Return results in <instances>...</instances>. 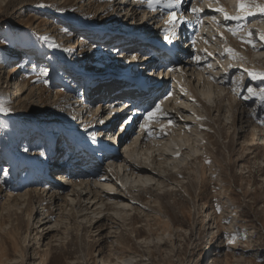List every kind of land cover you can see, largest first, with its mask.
Listing matches in <instances>:
<instances>
[{
  "label": "rangeland",
  "instance_id": "rangeland-1",
  "mask_svg": "<svg viewBox=\"0 0 264 264\" xmlns=\"http://www.w3.org/2000/svg\"><path fill=\"white\" fill-rule=\"evenodd\" d=\"M114 1L122 2L0 0V264H209L212 260L214 264H264V141L255 136L258 127L264 125V0H198L200 5L190 15L197 18L194 24L208 14L222 16L218 22L207 24L213 29L212 36L201 29L205 41L201 49L207 59H215L213 70H219V76L214 73L213 81L222 76H227V81L220 83V79L209 86L208 82L196 85L194 80L197 89L185 85L192 93L195 119L187 124L189 130L186 124L180 127L183 112L169 113L171 117L164 120L172 121L163 125L166 138L182 134L184 139L170 156L162 154L154 143H146L147 148L137 142L131 158L135 164L152 170L140 171L152 177L151 181L137 182L135 175L123 177L122 171H113L115 191L127 198L128 206L108 204L96 208L83 201L88 190L78 186L74 188V203L59 211L43 193L52 185L50 182L45 187L46 168L53 170L54 164L75 151L71 140L80 129L87 130L88 135L91 126L98 125L97 100L107 107L106 102L115 95L113 91L123 88L113 81L116 87L107 84L111 81L108 72L116 68L112 57L117 55L103 48H115L113 45L122 40L119 35L135 39L152 34L146 33L149 29L144 26L148 18L142 21L137 17L130 23L120 12V4L117 12L101 20L103 13L99 12L110 11ZM162 1L151 0L154 7ZM176 1L166 0V5L177 9ZM192 4L193 0L189 7ZM201 4L211 11H200L197 7L202 8ZM179 14L165 20L168 32L182 22ZM153 21L149 25L155 29ZM36 24L57 31L45 41L58 51L52 61L46 60V50L36 51L43 44L34 29ZM132 26L137 29L135 35ZM110 33L118 36L110 37ZM80 36L93 44L95 63L86 54L80 58L76 45ZM144 41L135 49L146 46L151 52L154 47L146 44V38ZM15 48L27 49L28 62L34 65L32 74L41 85L37 93L24 100L13 81L11 88L6 84L7 66L16 60L11 56ZM163 65L161 62L157 67ZM80 66L85 73L103 75L105 84L100 92L106 93H98L91 103L88 99L97 85L82 75ZM62 71H68L69 77H60ZM136 71L133 67L127 75ZM58 89L63 91L60 96L54 94ZM156 94H162V89ZM150 96L148 102L153 103L159 97L149 94L145 101ZM88 115L93 116L91 121L82 125L80 117ZM4 125L13 133H8ZM113 125L116 130L122 124L117 121ZM134 133H129L127 141L135 137ZM85 138L79 143L85 146L90 140L103 148L101 162H89L88 151L79 148L74 173L70 175L64 167L66 180L67 175L73 177L80 170L96 168V164L103 171L107 166V152L112 150L108 139L100 144ZM116 145L117 159L123 161L127 156L125 146ZM8 163L11 172L6 170ZM47 210L54 213L59 224L50 232L47 228L52 221L40 227Z\"/></svg>",
  "mask_w": 264,
  "mask_h": 264
},
{
  "label": "bare ground",
  "instance_id": "bare-ground-1",
  "mask_svg": "<svg viewBox=\"0 0 264 264\" xmlns=\"http://www.w3.org/2000/svg\"><path fill=\"white\" fill-rule=\"evenodd\" d=\"M191 1L192 0H177L176 2L178 3V8L174 9L172 6L166 5V0H163L162 4L158 7H154L151 0H131V2L129 0H122L121 3L119 1H114L111 6L112 9L110 11L101 10L99 12L103 13L100 17L101 20H105L106 18H108V16L111 15L110 13L117 12V4H120L118 5V7L120 8V12H123L122 14L124 18L129 19L131 21L130 23L134 22L137 17H140L142 21L148 18L145 21L144 26H148L147 28L149 29L148 31H146V33L152 34L149 36H139V38L135 39L129 38L131 40L119 35L122 40L113 45L115 46V48H103L104 51L110 50V53L117 55L115 58L112 57L115 61L114 66L116 65V68L112 72L110 71L111 73L108 72V76L111 81H113L115 84H118V86H123V88H116L115 90L113 89L115 86L112 88L115 95L111 96L112 100L106 102V104H109L107 107L103 105L101 100H97L98 107L95 109V111L99 123L98 125H95L96 123H94V125L91 126L93 130L88 135L85 132L87 130H83L81 132L80 129L78 136L71 140V148L73 149L75 147L76 152H69L68 156L62 158L61 162L59 161L58 164H54L53 170L48 171V167L46 168L45 187H48V184L52 182V188L50 187L49 190L45 188L43 193H45L46 196L49 197L50 202L52 201L59 211L62 210V208H66L69 203H74V201L76 200V197H74V195L77 193H75L74 190L78 186H83L84 189L88 190L85 196H83V201H89L88 203H91V206L96 207L97 205H99V207H102L103 205L108 204H119L122 207L128 206V202L125 201L127 200V198H124L123 196L119 195L120 193H117L115 191L114 183H112L114 180L112 175L113 171H116L117 173L122 171L121 175H123V177H128L129 174L132 176L135 175V177L137 178V182L144 181L143 183H145L147 181H151L152 177L144 176L140 173V171L147 170L148 172H152V170L148 166L137 165L132 160V156L135 153L134 148H136L137 142L142 143L146 147L148 142L152 143V145L154 143V145L158 146V149L161 150L162 154H169L170 156V153L172 154V152L174 153V151H176L175 146L180 147L184 144V139L182 134H179L178 137L174 136L166 138L162 134L163 125L165 123H167L166 125H168V122L172 121L165 122L164 120L168 117H171L169 116V113L172 114L183 112V114L185 115H183V119L180 121V123L182 122L180 127L183 124H186L184 125V127L189 130L191 129V126L187 124L191 123L195 119L196 108L194 103L190 101L192 99V93L184 88L186 87L185 85H187L188 83V86L191 85L192 89H197L196 85H198V83L203 84L204 82H208V85L210 86L211 83H218V80L220 79V83H225L227 81V76H222L220 79H216L215 81H213L214 73L216 74V76H219V70H213V67L216 64L214 61L215 59H207V56L202 53L201 49L202 42L204 41V37H201L202 30L205 32V35H207L208 33L212 36L213 29H211V25L207 24H212L215 21L218 22V19L222 16H219V14H208L204 19L194 24V22L197 21V18L193 16L194 19H192V16L190 17V15L194 11V8H196L197 5H200V1L193 0L192 6L189 7ZM205 3L207 2L205 1L204 4ZM204 4H201V6H203ZM184 7L186 9H184ZM187 8L189 9V11H187ZM197 8H200V11H203L204 8L206 11H211L206 6ZM177 13H180L179 15L182 22L177 26L176 30L168 32L167 22L165 20L167 18H172L174 15H177ZM152 20H154L153 23H156L154 25L155 29H152L153 25H149L151 24ZM139 25L142 29V23H140ZM33 26L43 42L42 46L38 47L36 51L41 53L46 50L48 52L46 60L52 61V59H54L53 56L57 55L58 51L51 46L49 47L45 41H47L49 35L52 37L54 36L53 33L57 31L54 30L52 26L46 28L41 27V25L39 24ZM195 26L197 27L196 29L194 28ZM130 30L132 31H130L132 34L137 33V29H135V26H132ZM112 36H118V34L111 35L110 37ZM145 38L146 40H148V43L146 44L153 46L154 49L151 52H148L149 48L145 46L143 49L139 48L140 51H142V53H140L138 51L139 49H135V46H142L141 43L143 44L145 42ZM77 43L78 44L76 45L78 46V54H80V58L81 56L86 54V56H89L90 59H92L91 62L95 63L97 52L94 50L93 44L85 41L82 36L79 37V41ZM65 44L66 43H64V45ZM64 45L61 47H64ZM11 56L16 60L15 62L13 61V63L9 64L6 69L5 74H7V88H11V81H13L12 83L14 84L16 91L22 92V96L20 98L24 100L27 96L34 94V92L37 93L41 85L32 74L34 65H30L31 63L28 62L29 59L27 49L15 48L13 49ZM161 62H164V65L157 67ZM202 64H204V67ZM133 67L137 69L136 73H134L132 76L127 75V72H129V70H131ZM153 69L154 72L151 73ZM81 70H83L84 73H82V75H85L87 80L91 79L92 82L96 83L95 85H97V87L95 88L96 91L94 92L93 96H91V99H88V103H91L92 99L98 93L101 96L106 93V91L104 92V94H101L100 92L101 87L105 84V82L102 83L103 75L96 76L85 73V69L82 67ZM59 74L60 77L63 78L69 77L67 75L68 71H62ZM194 80L195 82H197L196 85L193 84ZM214 84L212 85L215 86ZM219 87L216 84V88ZM159 89H162V94H156L157 90ZM122 90L126 91V93L123 94ZM204 90L203 92L205 93L206 90ZM208 91L209 92L207 94L210 95L211 91ZM61 92L63 91L61 89H58L54 91V94L56 96H60L63 94ZM25 93L26 95H24ZM149 94L159 96L157 98V101H154V103L153 101L148 102L150 99H152L151 96L147 99V101H145V96H148ZM107 113L109 116L105 118V115ZM90 117V115L86 117H80L82 119V125L85 123L87 124V122L89 123L91 121L89 120ZM172 117H174L175 120V117H177V115H174ZM117 121H120L122 125L115 130L117 124L116 126L113 124H115ZM4 128L8 131V133H13L12 129L7 125H4ZM114 130L115 132H113ZM133 130L135 131V137L132 140L128 139L127 141V136ZM255 136L259 140L264 141V125L258 127L257 134L255 133ZM85 137H90V139H94L100 144H102V142L106 139H108V142L111 143L109 144V147L112 150L107 152L109 157L106 159L109 164L107 163L104 171L102 170L100 165H98L99 162H101V155L104 151L103 148L101 149L98 143L91 144L89 142L90 140L86 141L87 145L85 146L84 144H80V139L84 138V140H86ZM38 143L39 142L37 141L36 144ZM121 143L124 144L125 152L129 158L128 159L126 156L123 161L117 159L119 157V153L117 152L116 144L121 145ZM1 146H3L2 143H0V147ZM25 147H28L27 142L25 144ZM31 148L29 150H31ZM79 148H81V150L86 149L88 151V156L90 158L89 162H91V160L95 161V163H98L96 164L97 167L94 169L92 168L91 170H80L79 173L74 174V176L70 178L69 175H67L68 180H66L65 177H63L65 173L67 174V172L69 171L70 175L74 173L72 172V169L74 167V164L78 163V161L74 160H76L75 156H77L76 154L79 152ZM163 156L166 157V155ZM18 162L22 164L24 163L20 158H18ZM48 163L51 164L52 160H49ZM9 164L10 163L6 164L5 166L6 170L11 172V170H9ZM90 164V166H95V164ZM65 166L68 169L67 172H65L64 170ZM75 167L78 168L79 166L75 165ZM56 174L58 175V177L55 176ZM65 181H70L71 183L67 184L65 183ZM92 181L94 182V186H91ZM77 198L79 197L77 196ZM117 198L119 199L118 201H116ZM45 213L46 216L40 220H44L40 227L46 226L48 222L52 221V225H47V230H49L50 232L55 228L57 229L59 224L56 222V220H54V213L50 210H47ZM209 264H214V260H212Z\"/></svg>",
  "mask_w": 264,
  "mask_h": 264
}]
</instances>
